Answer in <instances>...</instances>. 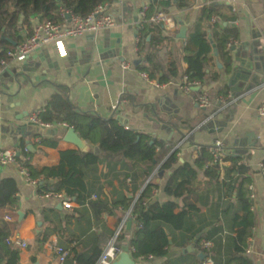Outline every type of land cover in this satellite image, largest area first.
<instances>
[{
  "label": "crops",
  "instance_id": "crops-1",
  "mask_svg": "<svg viewBox=\"0 0 264 264\" xmlns=\"http://www.w3.org/2000/svg\"><path fill=\"white\" fill-rule=\"evenodd\" d=\"M219 1L230 4L228 0ZM154 2L159 6L160 0H113L110 12L118 23L116 27L65 38L62 46L50 42L26 60L9 61L4 65L0 71V148H16L24 141L31 152L27 160L34 171L56 167L61 163L62 151L79 149L64 140L65 128H53L56 130L48 133L28 122L33 112L45 111L54 97H57V105L64 103L65 94L60 88L67 90V100L77 108L104 119L113 117L126 129L172 146L170 152L178 151L179 164H194L201 146L222 140L226 151L249 168V189L254 193L250 214L253 235L248 239L246 251L240 255L251 264H264V115L259 110L264 106V63L252 60L251 56L255 54L244 47L251 44L254 35H259L264 45V0H235L237 12L226 11L227 16L234 18L225 21L224 25L235 29L237 35L228 71L210 29L203 27L216 45L222 64L219 68L213 47L211 67L219 74V79L201 87L211 99L206 108L197 100L199 89L188 93L181 88L180 76L161 83L160 72L152 79L148 75L145 77L146 73L141 70L142 67L152 68L145 60V53L151 48L147 47V52L139 54L140 27L135 22L142 9H150ZM167 12L177 23L170 30L165 29L164 35L176 31V37L164 40L154 50L155 62L164 67L175 62L181 74L188 67L184 49L199 18L200 8L181 10L173 4ZM39 21L36 16L28 24L23 21L20 37L28 38ZM181 21L187 28L184 39L177 37L182 28ZM150 39L149 35L148 41ZM250 85L252 87L248 88ZM225 93L236 97L235 101L208 120L218 108V99L228 97ZM116 102L119 104L114 109ZM42 135L51 141L57 140L58 145H44ZM85 142L89 146L87 152L97 155L99 160L83 167L86 190L79 198L64 193H44L40 181L43 179L41 185H46L54 183V179L46 180L40 174L32 176L39 180L33 183L16 166L0 165V187L3 183L16 187L15 202L0 207V223L5 224L9 232L6 245L19 251V264H77L72 262L76 255L90 256L95 252L101 255L123 223L126 242L122 247L129 246L135 225L132 208L125 210L121 204L114 205L130 200L133 206L150 179L160 185L154 202L175 201L178 203L176 212L185 206L186 199H176L165 192L171 170H163L162 176L159 173L153 176L159 165L149 174L153 163L143 161L133 169L127 161L106 155L98 144ZM224 165L230 167L234 161ZM198 171L194 195L188 199L198 210L188 217L186 229H167L170 244L167 254L162 257L134 258L130 252L136 264H202L204 259L199 257L198 243L194 251L185 252L200 233L202 236L211 234L214 264H240L235 259L238 228L234 218H242L244 211L237 200V192L227 194L222 183L224 170L219 182L206 176L205 168ZM67 201L73 203V208L65 207ZM97 204L108 206L109 211L98 208ZM130 219L132 224L128 228ZM198 230L200 232L192 238ZM17 240L27 245L21 247ZM54 244L69 251L64 263L53 251ZM4 257L9 258L7 254Z\"/></svg>",
  "mask_w": 264,
  "mask_h": 264
},
{
  "label": "trees",
  "instance_id": "trees-1",
  "mask_svg": "<svg viewBox=\"0 0 264 264\" xmlns=\"http://www.w3.org/2000/svg\"><path fill=\"white\" fill-rule=\"evenodd\" d=\"M113 0H0V69L5 63L10 61L8 52L27 40L19 35L21 23H30L33 16H38L43 22L52 21L53 23L62 22V11H69L74 15L86 16L93 12L95 8L104 2L111 3ZM158 2V0H156ZM156 2V3H157ZM195 0H160L159 6H152L147 11V16L156 12H167V9L175 4L181 10L190 9ZM226 11L236 13L234 5L228 3L214 2L200 8L199 18L191 31L185 45V60L188 64L187 69L180 74L175 62H169L165 67L155 62L154 50L168 39H175L176 31L169 35H164L165 27L161 24L145 23L138 32V51L140 55L147 52V47L151 49L146 54L145 60L151 67H142L141 70L154 79L155 73L160 72L159 81L167 82L172 78L187 76L190 82H199L201 87L210 82L219 79V74L212 71L211 63L213 61V41L208 34L210 29L213 40L215 41L220 55L226 61L225 68L228 71L231 67L232 46L229 43L236 40L235 29L224 25L234 16H227ZM24 18L23 21L21 20ZM216 18L215 22L212 21ZM176 20V19H175ZM22 21V22H21ZM177 23V20H176ZM207 29H203V27ZM33 30L30 36L33 34ZM2 35L14 41L3 39ZM151 39L148 41V36ZM29 36V37H30ZM163 71V72H162ZM200 87V89H201ZM195 88H192V91ZM198 90L200 94L203 90ZM65 94V101L62 105H57V97L53 98V103L42 113V119L48 122L67 124L74 127L80 136L87 142L98 144L100 149L108 156L119 157L129 163L131 168L143 161L153 163L149 174L159 165V172L171 170L172 174L165 186L167 195L178 198H184L185 206L182 210L176 212L178 203L167 201L165 203L154 202L155 193L160 189V185L152 179L147 184L138 201L133 205L129 200L116 203L129 210L132 208L131 217L134 220L133 232L128 240L129 247L134 248L132 252L134 258H156L167 254L169 247V234L167 229L173 230L186 229L188 217L198 210V207L189 197L194 195L196 182L198 180L199 169L205 168L206 176L215 182L220 181L221 172L224 170L223 185L227 194L237 192V200L241 203L244 216L234 218L237 226L235 259L240 264H251L250 260L240 254H243L248 247V239L253 235V222L250 220L252 198L250 188V179L247 177L249 168L240 164L239 160L225 149L224 161H234L232 166L221 167L214 161V157L209 150V146H201L199 155L194 164L185 162L179 164L178 151L172 150V146L166 145L163 141H158L152 137L140 132L126 129L115 118L104 119L96 114H92L77 108L73 103L67 100V90L60 88ZM225 93L224 95H227ZM232 95V94H230ZM228 96V95H227ZM43 137V135H42ZM42 143L56 147L58 141H51L43 137ZM20 161L24 162L29 168L31 175H43L44 179H54V183L41 185L40 189L44 193L60 194L64 193L68 197H81V193L86 190V182L83 178V167L96 164L99 157L92 152H84L80 149H70L61 152V163L56 167H47L41 171H34L27 156L31 154L28 145L22 141L17 147ZM170 152V153H169ZM264 171V162L262 164ZM16 187L13 184L3 183L0 187V207L15 202ZM98 208L107 210L108 206L97 204ZM200 230L196 231L192 238L196 237ZM9 236L5 224L0 223V254L8 255L5 259L0 257L1 264H19V251L6 245V239ZM126 239V233L122 232L119 237V244L123 246ZM202 239L210 240L211 234H206L198 241L199 250L206 253L201 246ZM211 256L212 250L210 251ZM100 257L98 252L93 255H76L72 262L77 264H96Z\"/></svg>",
  "mask_w": 264,
  "mask_h": 264
},
{
  "label": "built area",
  "instance_id": "built-area-1",
  "mask_svg": "<svg viewBox=\"0 0 264 264\" xmlns=\"http://www.w3.org/2000/svg\"><path fill=\"white\" fill-rule=\"evenodd\" d=\"M230 4L234 5V10H236L235 4L233 1L228 0ZM214 2H220L219 0H195V3L192 7L201 8L206 5H210ZM148 8L142 9L139 13V20L135 23L142 27L145 23H155L161 24L165 27V29L170 30L175 27L176 20L175 18L168 12L159 11L150 16H147ZM70 14V17L68 15ZM62 22L61 23H53L52 21H39V23L35 26L33 34L27 38L25 42L17 46L15 49L8 52V56L10 61L12 62H22L26 60L31 54L36 52L42 46L54 42L62 46L63 40L68 37H77L86 33H97L99 31L114 28L118 25L116 19L110 12V3L104 2L100 3L93 12L86 16L74 15L69 11H62ZM39 18L38 16H36ZM216 18L212 19L215 22ZM134 23V25H135ZM232 43H229V47L232 46ZM7 63H5L6 65ZM127 68V65H124ZM1 71V69H0ZM147 77L146 74H144ZM201 87L199 82H190L187 76H184L181 82V88L185 92H191L192 88ZM236 97L233 95H229L226 98L218 99V108L217 110L210 116L208 120L213 118L216 114L220 113L223 109H225L229 104L234 102ZM197 100L201 107H208L211 103V99L206 91H202L197 96ZM119 102L113 105V108L118 107ZM260 113L264 115V106L260 107ZM44 110H39L33 112L29 118L28 122L39 127L41 130H49L53 128H65L68 129L70 126L62 123L48 122L42 119V113ZM209 150L214 157V161L218 163L221 167L224 166L225 161V147L222 140L215 141L212 145L209 146ZM19 152L17 148H0V165L1 166H16L20 172L31 182L38 183L39 180L33 179L30 168L18 158ZM159 168V167H158ZM156 169L153 173V176L159 173V169ZM151 180V179H150ZM150 180L148 182H150ZM251 188V187H250ZM252 191V189H251ZM251 197H254V193H251ZM96 199V197H94ZM135 204V203H134ZM133 204V205H134ZM65 207L68 209L73 208V203L67 201L64 203ZM133 207V206H132ZM125 227V223L121 224L118 229L115 231L114 235L111 237L110 241L106 245L104 251L100 255L96 264H113L123 252V247L119 244V237L122 234ZM11 240L8 239V242ZM17 244L21 247H25L27 244L24 241L17 240ZM200 246L207 251L206 257L204 258L202 264H214L210 251L213 247L212 240L202 239L200 241ZM53 251L58 257V260L61 263H64L70 253L64 247L54 244L52 246ZM134 248H130V252H134Z\"/></svg>",
  "mask_w": 264,
  "mask_h": 264
},
{
  "label": "water",
  "instance_id": "water-1",
  "mask_svg": "<svg viewBox=\"0 0 264 264\" xmlns=\"http://www.w3.org/2000/svg\"><path fill=\"white\" fill-rule=\"evenodd\" d=\"M68 17H70V14L68 15ZM181 24H182V28L180 30V33L177 35V37L184 39V38H186L187 28L184 26L182 21H181ZM253 37L254 38H253V41L251 42V44L244 45V47H246L247 50L248 49L252 50L253 53L255 54V56H251L252 60H255V61L260 60V61H262V63H264V45H262L261 37L259 35H254ZM2 38L9 40L10 42L14 43L13 40L6 38L4 35H2ZM213 47H214V55L216 57L217 65L219 68H222V64L220 63L219 57H218V49L214 43H213ZM234 49H235V45L232 46V50H234ZM251 87H252V85H250L248 88H251ZM196 89H200V87H196ZM54 130H56V129H49V130H47V132L52 133V132H54ZM64 140L74 144L76 147H78L80 150H82L84 152H87L89 150V146L86 144L84 139L80 136V134L76 131V129L74 127H70L68 129H65ZM163 174H164V171L159 172V176H162ZM20 215H21V213H20ZM131 224H132V219H130L128 222V225H127L128 228L131 227ZM201 237H202V233L198 234L194 243L191 246L187 247L185 252L186 251H194L195 247L197 246V243L201 239ZM206 256H207L206 253H203V252L199 253V257L201 259H204ZM35 264H39V263L36 262ZM113 264H136L135 260L131 256L129 246H125L123 248V252L120 254L119 258Z\"/></svg>",
  "mask_w": 264,
  "mask_h": 264
}]
</instances>
